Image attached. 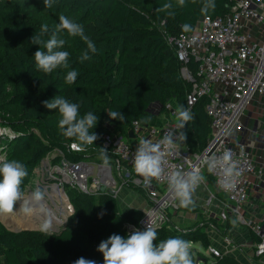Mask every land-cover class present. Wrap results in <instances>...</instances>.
<instances>
[{"label": "trees", "instance_id": "16d2710c", "mask_svg": "<svg viewBox=\"0 0 264 264\" xmlns=\"http://www.w3.org/2000/svg\"><path fill=\"white\" fill-rule=\"evenodd\" d=\"M234 1L214 0L215 7L205 12L202 11L205 0H185L184 6H178L176 0H55L52 8L44 7L43 0H2L0 127H8L12 133L0 134V160H17L25 166L28 174L22 183L53 151L61 152L71 161L103 163L100 152L104 148L109 164L113 165V140L120 137L131 142L129 132L134 120L145 127L161 126L160 114L167 110L165 105L169 101L177 108L185 106L193 114L194 119L183 129L187 139L181 144L189 152L200 154L207 145L211 128L210 116L205 110L206 97L188 106L186 95L192 81L182 74V68L186 67L194 76L197 63L193 58L178 59L166 37L193 30L206 15L228 14ZM165 3H172L173 7L161 11ZM61 15L80 23L85 35L95 43L98 51L90 53V60L81 62L79 59L87 48L83 39L57 31ZM43 25L49 28L44 39L55 34L58 39L66 40L61 50L70 54L68 69L57 68L45 75L36 68L34 54L40 46L32 44L31 37ZM183 25L190 28L184 30ZM73 69L78 77L75 83L68 84L65 77L67 71ZM54 97L79 104L81 115L86 112L98 115V123L92 129L98 139L86 150L74 152L68 148L69 143L76 140L62 134L58 110H50L43 104ZM259 98L264 101V97ZM112 111H120L124 120L111 119L108 112ZM259 117L264 118V104L255 116L258 129L251 135L255 139L261 126ZM58 159V154L52 158L54 162ZM120 164L129 174L124 184L148 200L142 183L133 182L130 167L124 161ZM203 173L207 182L215 187L207 168L204 167ZM65 189L74 208L67 217L66 228L54 233L29 232L30 239L24 241L15 232L0 229V264H74L80 257L103 264V255L97 251L100 242L112 234L127 237L133 232L126 224L136 221L141 211L135 208L123 211L117 197L106 191L87 193L69 185ZM215 196L227 201L220 192L216 191ZM201 219L200 224L197 221L189 227L176 226L168 219L155 227L157 241L154 244L180 237L201 247L190 246L194 264H244L228 254H204L203 250H208L211 244L205 228L212 224L224 235L233 221L230 218L220 221L212 214ZM260 257L255 256L254 262L259 263Z\"/></svg>", "mask_w": 264, "mask_h": 264}, {"label": "built area", "instance_id": "2783aa9c", "mask_svg": "<svg viewBox=\"0 0 264 264\" xmlns=\"http://www.w3.org/2000/svg\"><path fill=\"white\" fill-rule=\"evenodd\" d=\"M166 40L174 46L178 59L187 61L193 58L197 63L194 76L186 67L182 68L184 77L192 81L191 89L186 95V104L191 106L200 97H206L205 110L210 116V134L207 145L200 154L189 152L181 144L182 141L177 140L178 147L175 152L165 156L164 177L160 180L153 179L150 186H145L143 178L135 174L133 156L141 139L158 143L167 132L175 130L176 105L172 101L166 103L169 120L162 127H150L149 135L144 134L145 126L134 120L130 132L136 138L135 141L127 142L121 138L113 140L111 152L115 156L117 170H122V174L123 169L127 171L126 167L120 164L122 161L126 162L131 169L133 182L142 183L148 199L147 207L140 210L141 214L137 220L126 224L129 230L144 231L149 221L155 228L168 220L166 208L170 206V200L174 199L167 181V176L171 172L187 174L193 169H198L202 173L204 167L207 168V161L214 156L222 155L225 150L233 153L241 175L234 190L224 191L220 187L219 172L208 171L213 178L216 191L225 195L231 203V205L222 203L221 210L216 213L220 221L227 220L231 215L234 218L241 217L239 211L247 199L249 175L253 173L262 177L261 169L255 170L254 144L248 141L231 144L229 134L231 131L241 130L243 126L241 117L249 104H257L259 108L264 104L259 98L264 97V0H235L228 14L215 17L206 15L196 23L193 30L182 31L175 37L167 36ZM77 143L71 141L68 148L74 152H81L79 147L74 146ZM108 143L106 138L105 145ZM57 154L59 155L57 162L48 155L40 161L44 163L48 160L44 165L45 170L50 172L48 167H51L55 173L52 176L55 181L40 186L45 194V200L50 198L53 201L55 199L53 195L63 194L65 199L63 203L68 210L65 212L70 215L74 208L64 186L76 187L87 193H97L101 180L99 175L94 173L92 166L104 164L71 161L61 152L58 151ZM105 171L103 169L102 175L106 174ZM110 184L111 181L107 186ZM116 194L115 191L113 195ZM241 220L246 222L242 217ZM246 224L258 237L253 249L254 254L263 255L264 230L259 224L251 221H247ZM208 250L215 255L220 253L211 245Z\"/></svg>", "mask_w": 264, "mask_h": 264}, {"label": "clouds", "instance_id": "9594fccd", "mask_svg": "<svg viewBox=\"0 0 264 264\" xmlns=\"http://www.w3.org/2000/svg\"><path fill=\"white\" fill-rule=\"evenodd\" d=\"M55 0H43L46 8H52ZM178 6H184L185 0H176ZM172 3H165L161 11L171 9ZM214 0H205L202 11L207 12L209 8H214ZM171 14V13H169ZM184 30L190 28L189 25L182 26ZM57 31H65L68 36L80 37L86 44V50L80 55L81 62L90 60L91 54L97 53L95 43L91 41L84 31V27L74 20L61 15ZM49 32L47 25H43L31 37V43L39 45L40 48L34 54L35 66L45 75L51 74L57 68H69V52L61 50L66 44L63 38H57L55 34L44 39ZM78 72L76 70L67 71L65 80L68 84L76 82ZM46 108L58 110L61 119L59 127L66 138H74L78 143L74 144L81 151L87 146L93 145L98 139V135L92 131L97 125L99 117L92 112L80 114V105L72 103L64 97H54L51 101H43ZM111 119L124 120V115L120 111L108 112ZM194 119L190 109L180 105L176 109V128L167 132L158 143L151 140L141 139L133 156V169L136 175L143 178V184L148 186L153 179L160 180L165 173V156L173 154L177 149V140L185 142L186 132L183 131L187 123ZM100 157L105 166L109 165L107 151L101 148ZM207 169L210 173L219 172L220 187L224 191H232L236 188L237 180L241 175L238 161L230 150H225L222 155L214 156L207 161ZM25 166L17 160H0V216L12 214L18 201H22L19 211L31 214L33 206L43 209L44 193L39 188L32 192L30 198L25 200L21 191L22 180L27 176ZM205 177L198 169L184 174L179 171L171 172L167 176L168 187L174 198L182 208L194 207L193 194L203 183ZM44 230L48 229L45 224ZM157 231L149 221L146 230H133L127 237L112 234L107 239L100 242L97 251L103 255V264H194L193 256L189 247V242L173 237L161 240L158 244ZM74 264H96L95 260L80 257Z\"/></svg>", "mask_w": 264, "mask_h": 264}, {"label": "rangeland", "instance_id": "374dc122", "mask_svg": "<svg viewBox=\"0 0 264 264\" xmlns=\"http://www.w3.org/2000/svg\"><path fill=\"white\" fill-rule=\"evenodd\" d=\"M1 1L2 0H0V2ZM259 110H260V108H259V105H257V104L251 103L247 106V108L245 109V113L243 114V118L241 119L242 125H243L241 130H234V131H231V133L229 134V139L231 141V144H234V142L240 141L241 138L246 137V135H248V134L254 135L253 131L255 129H258L254 119H256L255 116L258 115ZM258 120H260L262 122V117H259ZM10 133H12V131L8 127H2V126L0 127V134L1 135H6V134H10ZM55 155H57L56 151H53L50 154H48L49 157H53ZM47 162H48V160H46L44 163L40 162L34 168L33 172L30 174V176L27 178V180L22 183L23 185L21 186V191L24 194L25 200H28L30 198L31 193L38 189V185H44V183H46V182L50 183V182L55 181L54 177H52L55 173H53L54 171L51 169V167H48L50 172H47L45 170L44 165ZM115 166H116L115 164L111 165V172H112V176L114 178V184L113 185L111 184L112 185L111 187H113L114 190H117V188L119 186L124 185V184H122V182L126 181L125 179L129 176V174L124 169H123V174H122V170L121 171L117 170L115 168ZM201 174L203 176L205 175V173H203V170H202ZM206 180H204V182L201 183V185L199 186L203 192V195H204V200H203V198L201 199L203 204L200 203V206L202 207V209L193 208V207L182 208L179 206V203L175 198L171 199L170 200V206H168L166 208L167 216H168V219L170 220V222H172L176 226L189 227V226H193L197 221H199L201 219L198 214H196V216L192 217V215L190 213L200 212L201 215L204 216L205 218L210 213H219V211L222 208V204L220 202L213 203V200H212L213 197H212V199H210L211 195L213 193H215L216 190H215V187L213 185H210L209 183H207ZM126 187H128V186H126ZM131 189L134 190L132 192L133 195H135L139 198L142 197L141 193L136 191L134 188H131ZM64 190H66L65 186H64ZM44 196H45V194H44ZM53 197L55 198V199L53 198L54 199L53 201L50 198H48V200L47 199L43 200L44 201L43 202V209L37 208L35 210V207H37V206L34 205L33 206V208H34L33 212L31 214H26L28 216L27 218H29V219H24V220H26L25 222H28L29 224L24 225V226L15 222V219H16V212L15 211L16 210L19 211L20 205L22 203V201H18L16 206H15L16 210L12 214L6 215V216H0V229L15 232L23 241L26 239L27 240L30 239V236H29L30 233L29 232L41 231V232L50 233V231L52 230V227L55 226L54 224H56V222L58 223V221L53 220L54 222L52 225L50 218L53 214L50 213L51 210L53 212H55L57 218L61 219L59 222H62V220L65 221V217L67 218L69 216V214L67 212H65V211L61 210V208H57L55 206L56 204L63 203V201L61 200V196L53 195ZM49 209H50V211H49ZM19 213H22V211H19ZM26 215H25V217H26ZM204 217H202L201 220H203ZM30 219H33L34 221L31 223ZM200 223L201 222L199 221V224ZM45 224L48 225L47 230H44L43 226ZM57 225L59 226L60 224H57ZM205 229H206L208 235L210 236V238H212L213 235H215L216 229L213 227L212 224L211 225L209 224ZM192 245H195L198 249L201 248L198 243L189 242V247ZM203 252H204V254L209 255L208 250H203Z\"/></svg>", "mask_w": 264, "mask_h": 264}, {"label": "crops", "instance_id": "0c3cea01", "mask_svg": "<svg viewBox=\"0 0 264 264\" xmlns=\"http://www.w3.org/2000/svg\"><path fill=\"white\" fill-rule=\"evenodd\" d=\"M169 113L167 110L160 114V124L161 126H153V127H162L169 120ZM255 120V119H254ZM261 126L259 128V133L257 139L253 138L251 135L243 137L240 141H248L254 144L253 148V158L255 164V170L261 169L262 177H259L257 174L251 173L249 175L250 185L247 188V199L241 205L240 208V215L244 221H251L252 223L259 224L260 228L264 230V118H262ZM144 134H150V127L144 128ZM261 136V137H260ZM119 137H116L117 139ZM132 141H135L136 138L131 136ZM114 139V140H115ZM255 142V143H254ZM115 164V163H114ZM111 167V164H109ZM116 165V164H115ZM117 169V167L115 166ZM99 179L101 180V184L108 185L110 182V178L104 174L99 175ZM206 180V177H205ZM207 181V180H206ZM208 183V182H207ZM124 184V182H122ZM216 190V188H215ZM116 197L118 199L120 208L125 211L130 208H135L137 210H141L142 208L147 207L148 200H146L143 196L141 198L133 195V189L126 187V185H121L117 188ZM202 196V197H201ZM193 200L195 202V206L193 208L202 209L200 203H202V198L204 200V195L200 187L197 188L195 193L193 194ZM213 197V199H212ZM213 200V203L220 202L227 203L231 205V203L227 201H222L215 196L213 193L210 197ZM201 201V202H200ZM206 203V202H205ZM203 204V203H202ZM182 213V212H181ZM193 216H196L197 213L193 212L190 213ZM216 216V213H210ZM209 215V214H208ZM200 218L204 217L201 214L199 215ZM241 217L234 218L231 215L229 218L233 221L232 227L224 232V235L220 234L217 230H215V235L210 238L211 246L215 247L220 253L228 254L244 264H264V254L258 259L259 263H255V255L254 254V247L255 243L257 242L256 236L254 235L253 231L249 226H247L246 222L241 220Z\"/></svg>", "mask_w": 264, "mask_h": 264}, {"label": "water", "instance_id": "95a60500", "mask_svg": "<svg viewBox=\"0 0 264 264\" xmlns=\"http://www.w3.org/2000/svg\"><path fill=\"white\" fill-rule=\"evenodd\" d=\"M129 133H131V132H129ZM119 139H120V137H119ZM102 167H105V168H102ZM92 168H93L94 173L96 175H102L103 169L106 170L105 171L106 175L112 180L111 184L112 185L114 184V178L112 176V172H111L110 165L105 166V165L100 164V165H97L95 167L92 166ZM111 184L109 186H107L105 184H101L99 186L98 190L99 191H106V192H109V193L114 194L115 190H114L113 187H111L112 186ZM38 188L40 190H42V187L40 185H38ZM66 220H67V218H65V221L62 220V222H58V223L54 224L55 226L52 227V230L50 232L51 233H54V232H61V231H63L64 228H66V225H67V221ZM57 224H60V225L62 224V225L61 226L60 225L58 226Z\"/></svg>", "mask_w": 264, "mask_h": 264}, {"label": "bare ground", "instance_id": "6f19581e", "mask_svg": "<svg viewBox=\"0 0 264 264\" xmlns=\"http://www.w3.org/2000/svg\"><path fill=\"white\" fill-rule=\"evenodd\" d=\"M110 181H112L111 179H110ZM56 188H55V186H53V190H55ZM45 200V199H44ZM61 200L63 201V200H65L64 199V195L63 194H61ZM44 202V201H43ZM48 206V205H47ZM57 208H61V210H63V211H68L67 210V208H66V206H65V204L63 203H61V204H56L55 205ZM37 208H40L39 206H37V207H35V210L37 209ZM49 211H50V209H49ZM16 212V219H15V222L16 223H18V224H21V225H28L29 223L28 222H25L26 220H24V219H29V218H27L28 216L26 215V213H19V211L18 210H16L15 211ZM50 213H52L53 215L51 216V223H52V225H53V222L54 221H60L61 219H59V218H57V216H56V214H55V212H53L52 210H51V212ZM25 215H26V217H25ZM55 215V216H54ZM4 218V217H3ZM54 220V221H53ZM34 220L33 219H30V222L32 223ZM30 223V224H31ZM57 223V222H56Z\"/></svg>", "mask_w": 264, "mask_h": 264}]
</instances>
